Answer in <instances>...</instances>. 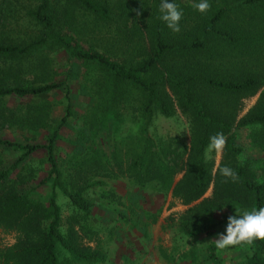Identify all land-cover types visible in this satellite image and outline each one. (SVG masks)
<instances>
[{
    "label": "trees",
    "instance_id": "obj_1",
    "mask_svg": "<svg viewBox=\"0 0 264 264\" xmlns=\"http://www.w3.org/2000/svg\"><path fill=\"white\" fill-rule=\"evenodd\" d=\"M31 1H37V6L26 15L38 26L39 35L26 44L0 38L1 59L24 58L52 44L69 62L95 65L105 75L98 97L103 109L101 122L107 115L114 119L115 110L129 102L130 93L138 92L141 104L135 116L139 132L131 151L127 150L123 159L116 152L107 158L100 150H92L97 156L90 161L93 168L102 169L104 162L120 168L124 162L138 190L170 191L172 198L189 207L169 228L190 238L211 235L216 213L264 207V72L256 71L255 64L264 54V0H208L211 7L206 13L194 8L199 0H174L183 13L178 33L160 19V0ZM12 4L11 0H0V9L11 10ZM104 30L110 34L105 47L81 48L80 36ZM123 53L126 59L119 57ZM58 88L63 90L64 115L45 144L20 145L0 139V149L23 154L11 170L0 168V230L13 235V243L0 250V264H88L98 258V253L79 245L80 234H93L88 224L92 208L83 196L85 188L73 178L69 182L65 179L53 155L58 130L70 118L67 87L0 82V98L38 96ZM258 90L254 106L236 120L239 101ZM175 108L185 119L187 145L177 138L149 134L154 117L171 119ZM242 131L262 155L243 156L237 141ZM217 132L224 133L227 144L214 166V153L209 158L206 147L209 137ZM39 150L44 151L47 171L37 186L48 188L46 197L27 191L26 184L35 176L30 172L26 177L19 169L24 157ZM225 165L236 172V182L225 181L220 175L218 168ZM86 166L83 160L80 172ZM209 187L210 197L201 199ZM57 191L67 202L65 221ZM109 201L113 202L112 197ZM126 208L131 213L136 208L151 222L157 215L133 202ZM246 247L243 264H264V241ZM214 253V247H207L206 258L211 264H216Z\"/></svg>",
    "mask_w": 264,
    "mask_h": 264
},
{
    "label": "rangeland",
    "instance_id": "obj_2",
    "mask_svg": "<svg viewBox=\"0 0 264 264\" xmlns=\"http://www.w3.org/2000/svg\"><path fill=\"white\" fill-rule=\"evenodd\" d=\"M11 1L13 3L11 10L0 9V38L26 44L35 39L40 32L38 26L26 15L28 10L36 8L37 1ZM104 31L100 34L87 33L80 36L81 48L96 47L100 50V47H105L109 43L110 34H104L106 30ZM119 57L126 59L124 53ZM261 57L260 63L259 59L255 61L258 72H264V54ZM104 76L102 70L95 65L69 62L67 55L52 44L38 48L24 58L14 60L0 58L1 83L9 86L53 83L63 84L68 89L70 118L58 130L53 155L65 179L69 182L73 178L79 187L85 188L83 196L90 202L92 208L88 224L92 227L93 234L79 236L81 247L98 253V258L88 264H211L206 258L207 247L215 248L212 241L218 234L224 232L228 216L239 215L242 211L230 210L221 215L214 214L213 219L217 224L211 235L200 234L192 238L182 236L169 228V225L176 222L189 206H183L172 198L170 191L162 194L138 190L127 173V163L123 162L119 168L117 165L104 162L102 169L93 168L94 165L90 163L91 159L97 157L92 150H100L107 158L112 152L114 154L116 152L124 159V154L126 155L127 150L131 151L132 142L134 144L139 132L135 116L141 104L138 92L130 93L129 102L115 110L117 114L114 119L107 115L104 122L100 121L103 109L98 97L101 86L105 84ZM123 88L131 91L128 87ZM166 92L169 95L167 89ZM259 93L260 90L253 96L239 101L235 111L236 120L254 106ZM64 107L62 88L38 96L0 98V139L20 145L45 144L46 138L63 117ZM175 112V117L171 119L154 117L149 134L177 138L187 145L185 119L176 108ZM237 138L243 156L263 154L252 147L246 131H242ZM21 155L22 152L0 149V168L11 170L12 164ZM221 155L222 153L219 156L214 153V166L220 161ZM83 160L87 166L81 168L83 171L80 172ZM90 167L93 170H89ZM19 169H22L26 177L30 172L35 176L26 184L27 191L31 195L46 197L48 188L37 186L47 171L44 151L39 150L24 157ZM180 175L181 173L175 175L174 183ZM97 181L100 183L92 184ZM90 183L91 186H87ZM210 194L211 187L201 199L209 198ZM56 195L61 218L65 221L69 215L66 199L59 191ZM109 197H112V203ZM129 202L137 203L153 215L157 213L154 222L144 219L136 208L132 213L128 211L126 206ZM222 216L224 218H221ZM12 243L13 235L0 230V250ZM214 254L216 264H243L248 249L246 245L222 251L215 248Z\"/></svg>",
    "mask_w": 264,
    "mask_h": 264
},
{
    "label": "clouds",
    "instance_id": "obj_3",
    "mask_svg": "<svg viewBox=\"0 0 264 264\" xmlns=\"http://www.w3.org/2000/svg\"><path fill=\"white\" fill-rule=\"evenodd\" d=\"M210 7L208 0H199L194 5V8L200 13H206ZM159 11L160 19L165 22L166 26L174 33H178L183 13L174 0H160ZM226 144L227 137L223 132H217L209 137L206 154L209 158L212 153L219 156ZM218 171L225 181L230 179L236 182L238 180L236 172L227 165L219 167ZM255 241H264V207H260L258 210H244L239 215L228 216L224 232L218 234L212 242L217 250L222 251L240 245L251 246Z\"/></svg>",
    "mask_w": 264,
    "mask_h": 264
}]
</instances>
